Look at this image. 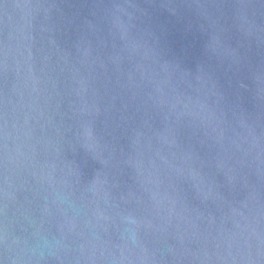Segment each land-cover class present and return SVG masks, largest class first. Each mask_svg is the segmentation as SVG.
<instances>
[{
    "label": "water",
    "instance_id": "obj_1",
    "mask_svg": "<svg viewBox=\"0 0 264 264\" xmlns=\"http://www.w3.org/2000/svg\"><path fill=\"white\" fill-rule=\"evenodd\" d=\"M0 264H264V0H0Z\"/></svg>",
    "mask_w": 264,
    "mask_h": 264
}]
</instances>
